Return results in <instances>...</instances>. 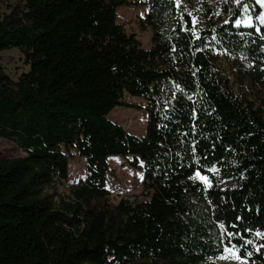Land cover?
Returning <instances> with one entry per match:
<instances>
[{"label":"trees","instance_id":"1","mask_svg":"<svg viewBox=\"0 0 264 264\" xmlns=\"http://www.w3.org/2000/svg\"><path fill=\"white\" fill-rule=\"evenodd\" d=\"M135 3L148 8V50L118 20ZM7 7L0 51L19 50L30 69L15 81L0 63V138L26 154L0 159V264H215L226 246L264 264V25L256 0ZM128 97L145 102L142 138L108 119L118 107L141 109ZM73 149L86 159V176L66 197L55 184L68 181ZM112 157L143 172L140 197L111 202Z\"/></svg>","mask_w":264,"mask_h":264},{"label":"rangeland","instance_id":"2","mask_svg":"<svg viewBox=\"0 0 264 264\" xmlns=\"http://www.w3.org/2000/svg\"><path fill=\"white\" fill-rule=\"evenodd\" d=\"M19 0H6L0 1V14L8 12L7 3L15 5ZM261 8V16H264V5L259 4ZM198 9V7L196 8ZM148 8L142 4H132L131 6H124L118 10L119 23L125 26L129 34L135 35L137 40L141 43L142 47L146 50L152 47V31L151 29L144 30L142 23L145 20ZM200 11L197 10L194 18L200 22ZM250 16H246V21ZM251 18V24H252ZM261 22V20H260ZM264 25V24H263ZM0 63L4 67L6 73L15 81H17L22 74L29 71L30 67L26 64L25 58L22 53L17 49L7 51H0ZM227 68V64H225ZM232 78V77H231ZM127 101L133 105L141 107L138 108H116L109 116L108 119L121 125L129 134L144 137L147 129V113L144 110L145 102L138 98L128 97ZM66 152V151H64ZM69 178L66 183H56V191L61 196L70 195V187L79 184L86 176L87 162L85 158H81L76 149L71 150L69 153ZM26 157V154L14 143L0 138V159H16ZM110 173L108 178V189L111 193L110 200L113 204H119L123 199H133L140 197L143 193V172L133 167L129 160H124L120 157H112L109 159ZM198 179L205 185L207 183L198 177ZM53 192V191H51ZM58 201V199H57ZM233 248V247H229ZM236 254L239 253L234 249ZM222 256H228V259H221ZM240 257V256H239ZM211 262L215 264H254L248 259L241 258L239 260L231 257L230 253H223Z\"/></svg>","mask_w":264,"mask_h":264},{"label":"snow or ice","instance_id":"3","mask_svg":"<svg viewBox=\"0 0 264 264\" xmlns=\"http://www.w3.org/2000/svg\"><path fill=\"white\" fill-rule=\"evenodd\" d=\"M236 2L239 3V0H236ZM256 2L258 4L264 5V0H256ZM245 11H247V5H245ZM260 20H261V23L264 24V16H261L260 17ZM193 23H195V21H193ZM240 24H241V21L240 20H236V25L239 26ZM246 24H247V26H252L251 25V17L248 18V20L246 21ZM257 31H259V29H257ZM196 176L197 177H200L201 180H203V181H205L207 183V177L200 176V173L199 172L196 173ZM221 227L223 228L224 225H221ZM229 235H231V234H229ZM224 252L225 253H230L231 254V257H233V258H235L237 260L240 259V257L234 251V246H233V248H229V247L226 246L224 248ZM228 258H229L228 256H222L221 257V259H228Z\"/></svg>","mask_w":264,"mask_h":264}]
</instances>
